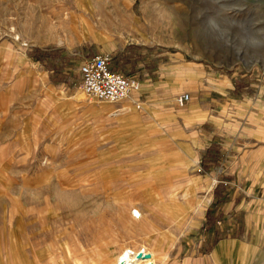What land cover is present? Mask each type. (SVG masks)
<instances>
[{
  "label": "rangeland",
  "instance_id": "rangeland-1",
  "mask_svg": "<svg viewBox=\"0 0 264 264\" xmlns=\"http://www.w3.org/2000/svg\"><path fill=\"white\" fill-rule=\"evenodd\" d=\"M98 50L140 81L132 100L83 91ZM56 66L73 84L49 94L40 69ZM213 70L264 80V0H0V264H116L125 247L196 264L213 180L192 99L175 97ZM185 166L192 182L168 186Z\"/></svg>",
  "mask_w": 264,
  "mask_h": 264
},
{
  "label": "crops",
  "instance_id": "crops-1",
  "mask_svg": "<svg viewBox=\"0 0 264 264\" xmlns=\"http://www.w3.org/2000/svg\"><path fill=\"white\" fill-rule=\"evenodd\" d=\"M45 69L40 71L46 72L49 94L73 84L68 68ZM209 75L198 74L194 80L196 95L187 106L203 135L201 161L209 146L221 157L216 164L210 157L205 161L210 166L203 181L214 180L207 207L212 223L199 244L206 245L208 250L194 262L234 264L237 260L264 264V80L242 77L237 78L236 85L231 76L218 77L216 70ZM128 99L132 100L131 96ZM7 109L0 99L2 124L9 120ZM184 168L187 166L167 176L168 186H179L177 190L192 182ZM162 178L161 175L156 181ZM177 196L173 191L169 201L184 202L183 193Z\"/></svg>",
  "mask_w": 264,
  "mask_h": 264
},
{
  "label": "built area",
  "instance_id": "built-area-1",
  "mask_svg": "<svg viewBox=\"0 0 264 264\" xmlns=\"http://www.w3.org/2000/svg\"><path fill=\"white\" fill-rule=\"evenodd\" d=\"M111 54L97 52L85 58L79 65V77L83 91L89 96L109 103H117L129 95L139 91L140 81L116 70L111 65ZM191 96L189 92H180L175 97V103L183 107ZM129 249L121 258V264H129L128 261L135 254L143 255L149 252Z\"/></svg>",
  "mask_w": 264,
  "mask_h": 264
},
{
  "label": "trees",
  "instance_id": "trees-1",
  "mask_svg": "<svg viewBox=\"0 0 264 264\" xmlns=\"http://www.w3.org/2000/svg\"><path fill=\"white\" fill-rule=\"evenodd\" d=\"M129 47L130 48L128 50L132 49V46H129ZM28 53H29V55L33 56L36 60H39L41 62H44L45 59L50 58L49 53L45 52V50H42L41 48H34V49L30 50ZM133 55L134 54L132 52H130L129 58L132 57ZM114 63L115 64H114L113 68L117 70L119 68V63L116 61ZM59 68H61V67L56 66L53 69L58 71ZM213 150H214V147L209 146V148L207 149V151L205 153V156L203 157V159L201 161V165L205 170H208V167L210 166V163L209 164L205 163V161H206V159H208V157H210L209 159L212 161L213 164H216L217 161L221 158V157H219L220 154H218V152L217 153L214 152ZM217 187H215V190ZM207 222H208V220L206 221V223Z\"/></svg>",
  "mask_w": 264,
  "mask_h": 264
},
{
  "label": "bare ground",
  "instance_id": "bare-ground-1",
  "mask_svg": "<svg viewBox=\"0 0 264 264\" xmlns=\"http://www.w3.org/2000/svg\"><path fill=\"white\" fill-rule=\"evenodd\" d=\"M80 95L82 94V93H79ZM183 170H186V168H184ZM205 182V181H204ZM213 183H214V180L211 182V184L210 185H213ZM180 201V200H179ZM134 215L135 216H137V217H139L140 216V212L137 210V209H135L134 210ZM28 241V240H27ZM27 245V244H26ZM129 249H132V248H127V247H125V248H123L121 251H120V253H119V255H118V258H117V262H116V264H121V258L122 257H124V253L127 251V250H129ZM144 251V252H149V254H150V257L149 258H143V257H138L137 256V253H135L131 258H130V260L128 261V263L129 264H153V262H154V253L152 252V251H150V250H147L145 247H139V248H136L135 249V251L134 252H136V251ZM237 263V262H236ZM29 264V263H28Z\"/></svg>",
  "mask_w": 264,
  "mask_h": 264
},
{
  "label": "water",
  "instance_id": "water-1",
  "mask_svg": "<svg viewBox=\"0 0 264 264\" xmlns=\"http://www.w3.org/2000/svg\"><path fill=\"white\" fill-rule=\"evenodd\" d=\"M137 256L140 257V258H141V257H143V258H149V257H150V254H149V253H146V254L143 255L141 252H139V253L137 254Z\"/></svg>",
  "mask_w": 264,
  "mask_h": 264
}]
</instances>
